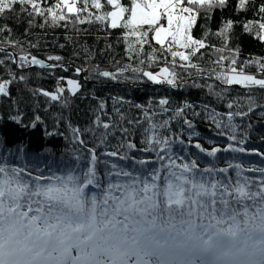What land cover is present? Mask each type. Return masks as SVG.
<instances>
[{
	"label": "snow or ice",
	"instance_id": "6c2138e0",
	"mask_svg": "<svg viewBox=\"0 0 264 264\" xmlns=\"http://www.w3.org/2000/svg\"><path fill=\"white\" fill-rule=\"evenodd\" d=\"M250 2L238 0L237 7L245 10ZM42 3L43 0H0V18L20 7L17 19L26 14L30 17V27L37 16L44 17L45 24L50 17L53 26H59L61 21L67 22L70 16H75L73 23L80 24L110 20L109 27H123L128 29L125 37H135V43L141 47L130 44L132 53L142 51L151 32L152 39L171 53L173 64L174 58L179 57L186 62L179 67L197 69L198 65L192 60L206 45L203 39L192 35V30L201 10L209 13L214 8H224L228 0H130L128 6L122 0H104V3L102 0H57L52 7H43ZM81 3L82 6L78 7ZM89 4L97 10L106 4L113 10L93 15L88 12ZM81 12L87 13V17L81 18ZM259 12L264 13V5ZM256 24L258 28L254 29L252 22L245 23L244 30L249 33L255 31L256 37L264 41V17ZM145 26L146 30L141 31ZM233 26V21H226L217 32L226 43L231 41ZM5 31L10 32L11 29L0 25V33ZM174 45L186 51H173ZM238 52L237 49L233 54L231 65L237 64ZM61 59L60 56L48 57L54 61ZM226 59L221 56L215 63ZM19 61L20 67L39 65L55 69L61 66L45 64L28 54L20 56ZM260 68L264 70V63ZM125 70L120 69V73ZM81 71L83 69H76L77 74ZM137 71L140 70L132 69L134 73ZM98 75L112 80L118 78L109 71H99ZM142 75L154 84L179 87L178 74L168 67L162 68L158 74L143 71ZM19 79L26 78L21 76ZM216 79L227 85L258 86L264 90V79L246 75L236 67L217 73ZM60 80L64 78L60 77ZM11 83L12 80L0 81V95L10 94L8 86ZM67 85L70 86L67 91L73 96L82 87L74 79H68ZM41 91L51 100L59 101L66 89L58 85L55 92ZM64 103L67 105L66 99ZM248 103L247 112L227 114L229 124L234 115L246 116L254 111L256 101L249 97ZM159 104L168 105L169 101L161 99ZM188 107L191 105L177 107L171 119L182 117ZM228 107L231 109L233 105L230 103ZM104 108V103H100L99 109L102 111ZM143 116V122L139 119L125 120L121 116L120 119L128 125L126 127L103 122L97 115L94 128L104 131L95 133L94 128L86 131L98 135L101 144L110 134L114 135L113 129L119 131L120 143L115 150L104 155L121 161L131 160L143 168L150 161L136 159L135 152L155 153L156 159L151 163L157 166L150 170L135 167L128 170L105 160L104 176L108 179L102 180L98 169L101 160L96 148L87 149L90 159L82 176L70 172L66 176H37L27 180L22 175L23 169L0 164V264H264V179L256 183L248 177L241 178L239 171L235 180L227 176L218 178V174H227L230 168L240 169L239 164L219 169L210 166L202 170L195 159L177 164L172 154L174 141L164 134L169 120L157 123L150 111H144ZM12 119L20 122L18 116ZM39 120L37 116L36 121ZM142 123L147 127H142ZM184 123L189 128L193 127L190 120L185 119ZM133 125L142 127L144 147L141 149L132 139L135 135ZM35 126L34 122L32 127ZM216 126L220 128L221 124L216 122ZM72 131L74 139L81 145L85 144L81 129L73 128ZM228 139L237 141L235 135H229ZM238 143L242 145L244 140ZM194 147L208 157H215L221 151H246L234 143L223 149L213 147L206 150L199 143ZM259 171L264 173V168ZM45 179L48 182H40ZM90 186L99 191L89 194Z\"/></svg>",
	"mask_w": 264,
	"mask_h": 264
},
{
	"label": "trees",
	"instance_id": "16d2710c",
	"mask_svg": "<svg viewBox=\"0 0 264 264\" xmlns=\"http://www.w3.org/2000/svg\"><path fill=\"white\" fill-rule=\"evenodd\" d=\"M56 2L57 0H43L42 6L52 7ZM122 3L128 6L130 0H122ZM237 5L238 0H228L224 8L217 7L209 13L201 10L197 25L192 30V35L203 39L206 45L192 60V63L198 65L197 69L179 67L186 62L178 57L174 58L176 62L173 64L170 52L152 42L151 32L142 51L134 54L129 50V45L141 47L135 43V37H125L128 29H112L108 26L109 21L80 24L73 23L75 16H70L67 22L61 21L59 26H53L50 17L45 24L44 17L37 16L30 27V17L26 14L17 19L20 7L15 12L6 13L0 18V25H7L11 31L0 33V47L9 48L20 55H35L62 67H20V61L17 60L15 65L9 53H0V61H3L0 64V81L12 80L8 86L10 94L0 95V164L23 169L22 175L27 180H33L37 176H66L70 172L82 176L90 159L87 149L96 148L101 160L98 169L102 180L108 179L104 176L105 160L128 170H133V167L143 171L150 170L157 166L151 163L156 159L155 153L135 152L136 159L150 161L143 168L134 165L131 160L121 161L105 156V152L116 149L122 139L121 133L113 129L114 135L110 134L107 141L101 144L94 132L104 130L94 128L93 125L99 115L103 122L127 127L125 121L120 119L121 116L125 120L139 119L143 122L144 111H150L157 123L169 120L164 134L174 141L172 154L177 164L195 159L200 170L210 166L219 169L226 168L229 164H239L240 169L230 168L227 174H218V178L227 176L235 180L239 171L241 178L248 177L259 183L264 179V173L259 171L264 168V155H260L264 154V90L226 87L227 84L216 79L217 73L226 72L230 68V61L237 49V64L233 67L238 71L242 69L246 75L264 79V70L260 68V64L264 63V41L256 37L255 31L245 32L243 27L245 23L252 22L253 28H258L256 22L264 17V13L259 12L264 0H251L245 10H240ZM77 6L81 7L82 3ZM110 9L111 6L105 4L102 9H88V12L102 15ZM65 14L68 15L66 10ZM87 15L80 13L81 18H86ZM229 20L233 21L234 26L231 41L226 43L217 32ZM41 24L44 27H40ZM49 56H60L62 59L48 60ZM221 56L227 59L221 60L219 64L215 63ZM163 63L178 74V83L184 80L186 82L172 88L166 84H154L142 75L143 71L161 67ZM77 67L83 69V79L76 73ZM133 68L140 71L134 73ZM120 69L126 70L121 74ZM99 71L112 72L118 78L112 80L101 77L98 75ZM21 76L26 79L20 80ZM60 77L64 80L61 81ZM66 78H74L82 85L75 96L67 91L68 88H65L59 101H53L42 94L41 90L55 92L58 85L65 84ZM249 97L256 101L254 111L246 116L234 115L229 124L227 114L247 112ZM65 99L67 105L64 103ZM161 99H167L169 104L160 105ZM102 102L105 108L101 111L99 105ZM230 103L233 105L231 109L228 107ZM186 104L191 107L185 108L184 115L171 119L175 116L174 110L177 107L184 108ZM135 105L143 107L138 109ZM164 108L168 111H162ZM17 116L20 118L19 123L12 119ZM37 116L40 117L38 122ZM185 119L190 120L193 127L189 128L184 123ZM34 122L36 126L32 127ZM216 122L221 124L220 128H217ZM132 127L135 129L132 139L137 148L141 149L144 147L142 127L147 125L142 123V127ZM73 128L81 129V138L85 144L81 145L74 139ZM90 128H94V132L86 131ZM229 135H235L237 141H230ZM241 139L244 140L242 145L238 143ZM196 143L206 150L213 147L223 149L229 143H234L238 147H244L246 151H221L215 157H208L194 147ZM40 182L48 181L45 179ZM87 191L90 194L99 189L90 186Z\"/></svg>",
	"mask_w": 264,
	"mask_h": 264
},
{
	"label": "water",
	"instance_id": "95a60500",
	"mask_svg": "<svg viewBox=\"0 0 264 264\" xmlns=\"http://www.w3.org/2000/svg\"><path fill=\"white\" fill-rule=\"evenodd\" d=\"M1 52H6V53H9L10 55H11V57H12V61H13V63L16 65L17 64V60L19 59V57L20 56H22V55H20V54H17L15 51H13V50H11V49H9V48H5V47H0V53ZM28 55H30V54H28ZM30 56H35V55H30ZM35 57H37L38 59H40V60H43L44 62H45V64H55V63H52V62H48V61H46V60H44V59H42V58H40V57H38V56H35ZM58 65V64H57ZM62 66V65H61ZM30 67H32V68H41L39 65H30ZM59 67V66H58ZM78 68V67H77ZM76 68V69H77ZM41 69H49V68H47V67H45V68H41ZM77 73V72H76ZM79 77L81 78V79H83V75H82V72H80L79 74ZM186 82V80L183 82V83H185ZM219 83V82H218ZM97 84V83H96ZM180 86V85H179ZM226 87H232V88H238V89H244L245 87L244 86H242V85H238V84H233V85H225ZM249 88H258V86H250Z\"/></svg>",
	"mask_w": 264,
	"mask_h": 264
},
{
	"label": "rangeland",
	"instance_id": "374dc122",
	"mask_svg": "<svg viewBox=\"0 0 264 264\" xmlns=\"http://www.w3.org/2000/svg\"><path fill=\"white\" fill-rule=\"evenodd\" d=\"M90 11H94V10H96V9H94V8H92L91 7V4H89V8H88ZM113 9H112V7H111V9H110V11H112ZM109 23H110V20H109ZM146 27V26H145ZM146 29V28H145ZM152 33H151V39H152ZM152 42H154V43H156L155 42V40L154 39H152ZM157 44V43H156ZM159 45V44H158ZM159 46H161V45H159ZM173 51H186L185 49H182V48H179L178 46H173ZM171 54V53H170ZM179 58V57H178ZM19 60V59H18ZM45 60V59H44ZM47 61V60H46ZM48 62H51V61H48ZM162 62H164V61H162ZM176 62V61H175ZM165 63L166 64H168V62H166L165 61ZM165 63H163L162 64V66L161 67H157V69L156 70H153V69H149V70H147V71H152V72H154V73H160V70L162 69V68H164V67H167L166 66V64ZM173 63V62H172ZM169 66L171 65V64H168ZM171 67V66H170ZM230 67H232L231 65H230ZM173 68H174V66H173ZM155 69V68H154ZM68 79H74V78H66L65 79V84L64 85H61V87H64V88H69L70 86L69 85H67V80ZM74 80H76V79H74Z\"/></svg>",
	"mask_w": 264,
	"mask_h": 264
},
{
	"label": "bare ground",
	"instance_id": "6f19581e",
	"mask_svg": "<svg viewBox=\"0 0 264 264\" xmlns=\"http://www.w3.org/2000/svg\"><path fill=\"white\" fill-rule=\"evenodd\" d=\"M157 69V67H155V69L153 68V70H156Z\"/></svg>",
	"mask_w": 264,
	"mask_h": 264
},
{
	"label": "built area",
	"instance_id": "2783aa9c",
	"mask_svg": "<svg viewBox=\"0 0 264 264\" xmlns=\"http://www.w3.org/2000/svg\"><path fill=\"white\" fill-rule=\"evenodd\" d=\"M163 22V21H162ZM232 67L234 66V65H231Z\"/></svg>",
	"mask_w": 264,
	"mask_h": 264
}]
</instances>
